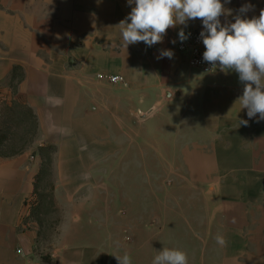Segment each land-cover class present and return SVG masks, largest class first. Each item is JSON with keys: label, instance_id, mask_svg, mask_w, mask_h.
Segmentation results:
<instances>
[{"label": "crops", "instance_id": "0c3cea01", "mask_svg": "<svg viewBox=\"0 0 264 264\" xmlns=\"http://www.w3.org/2000/svg\"><path fill=\"white\" fill-rule=\"evenodd\" d=\"M221 3L231 10L222 25L264 9V0ZM245 5L251 8L241 13ZM132 6L0 0V264H118L114 255L126 247L75 229L85 222L76 209L88 206L86 191L102 189L101 176L139 158L142 144L158 143L181 144L192 182L212 193L210 230L196 232L197 264H264V120L240 110L237 73L217 66L203 74L179 51V31L203 28L200 19L168 29L162 43L125 50L117 25ZM163 50L173 57L158 59ZM101 74L125 81L112 85ZM13 122L32 128L28 145L14 152L7 148ZM47 148L54 198L68 214L58 242L39 254L27 219L41 193Z\"/></svg>", "mask_w": 264, "mask_h": 264}, {"label": "rangeland", "instance_id": "374dc122", "mask_svg": "<svg viewBox=\"0 0 264 264\" xmlns=\"http://www.w3.org/2000/svg\"><path fill=\"white\" fill-rule=\"evenodd\" d=\"M14 124L7 146L13 152L28 145L32 138V128ZM180 145L142 144L135 149L141 153L139 158L126 160L117 166L120 168L116 173L101 176L102 189L86 191L88 206L76 209L85 222L77 223L75 229L96 231L101 239L94 241L125 246L132 264H152L163 247L180 248L187 252L189 264H197L196 232L210 230L213 199L212 193L192 182L180 157ZM49 174L45 173L41 180L37 205L27 219L30 227L37 230L39 254L58 242L68 214L55 201ZM116 187L119 189L113 190Z\"/></svg>", "mask_w": 264, "mask_h": 264}, {"label": "clouds", "instance_id": "9594fccd", "mask_svg": "<svg viewBox=\"0 0 264 264\" xmlns=\"http://www.w3.org/2000/svg\"><path fill=\"white\" fill-rule=\"evenodd\" d=\"M128 4L134 5L131 12L117 25L125 50L139 42L149 47L162 43L168 29L187 27L188 21L200 19L204 29L200 33L205 48L203 60L221 71L237 73L244 85L243 94L236 101L240 110L247 109L249 119L259 114V120H264V9L258 17L237 15L234 22L222 25L220 17L231 15V10H226L221 0H128ZM250 8L245 5L240 12L246 13ZM178 36L181 42L188 39L183 28ZM173 55L171 50H163L158 59H171ZM239 125L247 126L248 120H239ZM216 241L222 246L227 243L222 235H217ZM114 256L118 264H132L127 253ZM152 264H189L188 254L180 248L163 247Z\"/></svg>", "mask_w": 264, "mask_h": 264}, {"label": "built area", "instance_id": "2783aa9c", "mask_svg": "<svg viewBox=\"0 0 264 264\" xmlns=\"http://www.w3.org/2000/svg\"><path fill=\"white\" fill-rule=\"evenodd\" d=\"M204 29L193 30L188 33V39L183 41L178 49L182 55L187 59L191 68L202 72L203 74L211 75L217 71V67L203 60V52L205 51L202 39L200 37L201 31ZM100 81H107L112 85H119L124 83V78L120 76H106L101 74L98 76Z\"/></svg>", "mask_w": 264, "mask_h": 264}, {"label": "trees", "instance_id": "16d2710c", "mask_svg": "<svg viewBox=\"0 0 264 264\" xmlns=\"http://www.w3.org/2000/svg\"><path fill=\"white\" fill-rule=\"evenodd\" d=\"M41 151L44 153V166H43V170H42V175L44 176L45 173H50L49 175L52 176V172H51V163H52L51 154H52L53 148L42 149ZM38 195H39V193H38Z\"/></svg>", "mask_w": 264, "mask_h": 264}]
</instances>
